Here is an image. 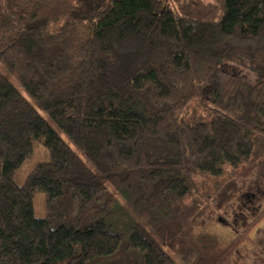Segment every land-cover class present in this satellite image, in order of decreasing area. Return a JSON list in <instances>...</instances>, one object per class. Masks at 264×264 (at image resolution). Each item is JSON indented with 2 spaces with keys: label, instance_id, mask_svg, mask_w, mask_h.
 <instances>
[{
  "label": "trees",
  "instance_id": "1",
  "mask_svg": "<svg viewBox=\"0 0 264 264\" xmlns=\"http://www.w3.org/2000/svg\"><path fill=\"white\" fill-rule=\"evenodd\" d=\"M237 60L256 80L210 88ZM0 66L67 139L0 71V264L227 263L183 229L264 184V0H0Z\"/></svg>",
  "mask_w": 264,
  "mask_h": 264
},
{
  "label": "rangeland",
  "instance_id": "2",
  "mask_svg": "<svg viewBox=\"0 0 264 264\" xmlns=\"http://www.w3.org/2000/svg\"><path fill=\"white\" fill-rule=\"evenodd\" d=\"M223 68L210 88L227 93L233 81L251 84L256 80L255 73L248 68L247 64L239 60L229 62ZM0 71L34 106L38 114L60 134V131L49 117L32 102L30 97L2 66H0ZM60 135L64 140H67L63 134ZM75 152L85 161L79 151L75 150ZM44 159L45 154L42 146H35L34 154L27 162V166L24 165L20 170V176L25 175L26 167H31L35 162ZM209 182H213V179H209ZM224 182L220 190L205 201L194 218L184 225L183 232L191 238L201 234L209 235L215 238L221 247H227L237 241V245L226 264H264V184L255 179L241 181L225 178ZM33 206L35 216L42 217L43 198L41 195H34ZM133 221L144 230L153 233L138 218L132 219L131 222ZM247 228L249 229L247 230ZM167 251L175 260H178L170 250Z\"/></svg>",
  "mask_w": 264,
  "mask_h": 264
}]
</instances>
